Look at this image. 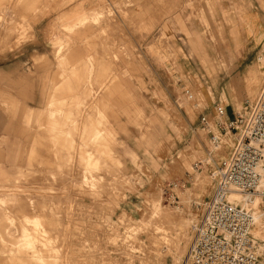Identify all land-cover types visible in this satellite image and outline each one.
<instances>
[{
  "label": "rangeland",
  "instance_id": "374dc122",
  "mask_svg": "<svg viewBox=\"0 0 264 264\" xmlns=\"http://www.w3.org/2000/svg\"><path fill=\"white\" fill-rule=\"evenodd\" d=\"M117 9L120 23L105 0H0V63L10 50L37 44L33 23L49 19L44 39L53 72L47 93L55 95L51 104L45 101L42 121L34 120L36 112L28 117L32 138L18 175L0 181V196L22 201L0 205V264H180L188 253L192 223L203 215L214 187L207 166L193 168L207 144L198 114L211 101L223 103L222 89L229 112L254 97L264 59L246 74L256 73L251 93L223 79L232 68L216 69L212 78L181 74L169 83L176 75L169 66L175 37L166 26L160 29V0L146 11L133 0L120 1ZM129 11L136 23L156 25L147 44L127 32L123 17ZM150 12L155 17L147 20ZM96 44L102 51L91 50ZM70 78L76 89L68 88ZM203 87H210L211 101ZM184 88L192 90V100ZM103 100L110 104L103 108ZM147 123L164 132L153 133L156 145L144 151L151 140L142 139ZM169 180L187 182L176 205L160 189ZM25 227L37 232L36 243L24 239ZM256 240L264 264V237Z\"/></svg>",
  "mask_w": 264,
  "mask_h": 264
},
{
  "label": "crops",
  "instance_id": "0c3cea01",
  "mask_svg": "<svg viewBox=\"0 0 264 264\" xmlns=\"http://www.w3.org/2000/svg\"><path fill=\"white\" fill-rule=\"evenodd\" d=\"M105 1L113 7L115 14L113 19L120 23L117 5L122 0ZM133 1L141 3L145 11L147 5L151 4L153 7L156 3V0ZM159 10L162 14L165 11L164 15L159 16L160 29L166 26L175 37L171 42L175 56L169 66L175 69L176 75L169 77L167 82H174L181 74L186 78L198 74L202 78H212L215 77L216 69L232 68L235 69L233 74L225 73L223 79H228L230 84H241L240 93L252 92L256 77L255 70L251 71L247 79L246 74L264 52V0H160ZM66 11L68 13V9ZM53 16L54 19L57 14ZM154 17L153 12L145 16L147 20ZM123 19L126 30L133 36V40L147 44L149 35L156 25L151 27L145 21L143 24L136 23L135 15L133 16L130 11ZM49 22V19H36L33 28L38 43L25 44L10 50L11 54L0 63V181L2 182L15 179L18 175L22 165L20 157L24 153L27 155L29 141L32 138L30 122L33 118L28 117L31 111L34 114L36 112L34 116L36 120L37 110L45 105L53 72L51 46L44 39L48 36ZM112 26L114 28V25ZM112 39L118 49L119 33L115 32ZM91 50L102 51V47L96 44ZM69 56L77 57L75 53ZM242 76L246 82V90ZM202 92L205 100H212L210 87H203ZM224 93L226 92L222 89L220 99L223 103H227ZM228 98L232 99L231 96ZM216 102L211 101L200 113H205L204 110L208 108L207 113H210V107ZM229 104L228 102L227 105ZM134 107L140 114V107L136 104ZM189 113L188 111L187 114ZM150 119L158 123V117L155 115H151ZM144 128L142 139L149 137L151 139L148 144L143 145V150L146 151L156 145H152L153 133L161 135L164 129L150 123ZM138 141L140 142L139 138Z\"/></svg>",
  "mask_w": 264,
  "mask_h": 264
},
{
  "label": "built area",
  "instance_id": "2783aa9c",
  "mask_svg": "<svg viewBox=\"0 0 264 264\" xmlns=\"http://www.w3.org/2000/svg\"><path fill=\"white\" fill-rule=\"evenodd\" d=\"M262 78L254 97L240 107L229 112V105L216 102L210 113L199 114L207 144L204 157L193 167L198 171L207 166L214 187L203 203V215L192 223L188 253L180 264H259V241L251 230L253 205L264 217V71ZM183 94L194 98L189 88ZM221 152L226 155L217 160ZM186 184L169 180L160 189L165 200L176 205ZM231 195L242 197L244 205L231 201Z\"/></svg>",
  "mask_w": 264,
  "mask_h": 264
},
{
  "label": "bare ground",
  "instance_id": "6f19581e",
  "mask_svg": "<svg viewBox=\"0 0 264 264\" xmlns=\"http://www.w3.org/2000/svg\"><path fill=\"white\" fill-rule=\"evenodd\" d=\"M7 41V40H6ZM71 78L70 79H67V83H68V88L69 89H72V88H75L74 86H72V84H71ZM76 89V88H75ZM55 90H57V89H55ZM53 91V90H52ZM72 91V90H71ZM51 92V91H50ZM50 92H48L47 93V96H46V103L47 104H51L52 103V96H53V94H52V92L50 93ZM55 96V95H54ZM53 96V97H54ZM76 97V96H75ZM106 97H108V98H110L111 97V93L109 94V96H106ZM68 98H70V97H68ZM69 103V102H68ZM102 104H103V108L106 106V105H108V104H110L109 102H107V101H105V100H103L102 101ZM72 107V106H71ZM94 107V106H93ZM87 110V109H86ZM96 110V109H95ZM37 113H38V115L35 117V119H38L39 121H42L43 120V115L46 113V108L45 107H42L41 109H39V110H37ZM80 114V113H79ZM114 115H115V117H114V120L116 121V114H115V112H114ZM53 116V115H52ZM84 116V115H83ZM84 120V119H83ZM91 124V123H90ZM88 126H89V124H87ZM82 126V125H81ZM75 128H77V127H75ZM99 129V128H98ZM80 131V130H79ZM100 131V130H99ZM109 132H105L106 133V135H107V138L108 139H110V135H111V131L110 130H108ZM97 133H100V132H97ZM78 135H81V133L80 134H78ZM94 135V134H93ZM92 135V136H93ZM99 135V134H98ZM76 137V136H75ZM90 137V136H89ZM90 139H92V137H90ZM94 140V139H93ZM32 154H34L33 153V151L31 150V148L29 149V156H31ZM86 158V157H85ZM194 168V167H193ZM86 177V176H85ZM88 182H89V180H88ZM19 198H17V199H14V198H7V197H5V196H0V205L1 204H6V203H12V202H15V203H21L22 201L20 200H18ZM230 200L231 201H233V202H235V203H240V204H242V205H244V200H243V198L242 197H240V196H238V195H231L230 196ZM256 203V201L254 202V204ZM257 207L255 206V205H253V207H252V210H253V212H254V219H255V221H254V224H253V227H252V230H251V233H252V235H253V237H255L256 239H258V238H260V239H262V237H264V221L262 220V219H264V217L260 214V212L259 211H257V209H256ZM35 223V222H34ZM36 224V223H35ZM36 233V234H35ZM40 236V235H39ZM23 237H24V239H26V241L27 242H29V243H31V242H33V243H36V241H38V239H40L39 237H38V234H37V232L36 231H34L33 230V232L31 233L29 230H28V228H23ZM41 242H44V241H41ZM8 250V249H7ZM44 252H45V249H44Z\"/></svg>",
  "mask_w": 264,
  "mask_h": 264
}]
</instances>
